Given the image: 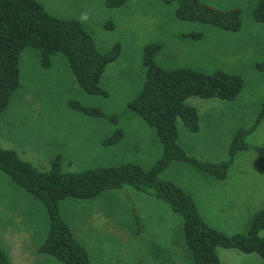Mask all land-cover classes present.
<instances>
[{
    "label": "rangeland",
    "instance_id": "374dc122",
    "mask_svg": "<svg viewBox=\"0 0 264 264\" xmlns=\"http://www.w3.org/2000/svg\"><path fill=\"white\" fill-rule=\"evenodd\" d=\"M37 1L53 16L80 19L101 51L120 45L118 58L106 66L101 79L108 97L81 89L63 54L52 53L50 66L44 67L36 50L22 51L20 87L0 115V147L15 150L39 169H48L57 155L62 169L71 172L127 162L149 168L159 158L155 130L127 105L142 86L143 48L149 43L161 44L156 61L165 68L223 70L243 79L234 101L185 100L197 109L200 120L198 132H189L178 121L179 143L187 153L208 162L225 160L235 132L250 126L264 106V71L254 67L264 60V24L251 14L258 0H200L220 10L239 8L241 28L233 32L180 20L174 15L175 4L160 0H130L121 8H107L104 0ZM107 22H112V29L105 27ZM69 101L98 107L107 117L86 116ZM116 128L123 131L122 140L103 145ZM247 142L264 144V120ZM160 178L187 190L205 221L228 235L245 232L252 215L264 205V155L252 148L236 155L222 180L182 162L170 165ZM60 211L92 264H191L181 217L152 195L125 187L94 199L63 200ZM47 228L42 204L0 171V241L11 263H33L42 256L45 264H63L35 251ZM217 252L227 264H264L255 253L223 247Z\"/></svg>",
    "mask_w": 264,
    "mask_h": 264
},
{
    "label": "trees",
    "instance_id": "16d2710c",
    "mask_svg": "<svg viewBox=\"0 0 264 264\" xmlns=\"http://www.w3.org/2000/svg\"><path fill=\"white\" fill-rule=\"evenodd\" d=\"M129 1L104 0V5L121 8ZM160 1L174 3V15L180 20L205 23L232 32L241 28L239 8L220 10L200 0ZM251 14L255 22L264 24V0L257 1ZM105 27L112 29V22H107ZM161 47L159 43L144 46V80L136 96L127 104L155 130L161 145V155L149 168L127 162L71 172L62 169L61 156L57 155L48 169H39L22 159L15 150L0 147V171L31 194L45 210L48 228L37 248L39 254L50 255L63 264H92L85 247L74 237L69 223L63 218L60 202L66 199H94L105 191L131 187L161 200L181 217V234L191 264H227L220 260L218 247L255 253L264 260V237L260 236V231L264 229V205L252 215L245 232L228 235L205 221L198 203L187 190L160 178L170 165L182 162L222 180L227 177L239 152L252 148L264 155V144L250 145L247 142V137L264 120V106L250 126L235 132L225 160L208 162L187 153L179 143L178 121L189 132H198L200 120L197 109L186 104L185 100L198 97L231 102L241 93L244 82L240 75L223 70L208 73L187 67L165 68L156 61ZM27 48L38 52L44 67L50 66L52 53L63 54L81 89L88 94L108 97L107 90L101 86V79L106 66L118 58L119 43L101 51L80 19L66 20L53 16L37 0H0V115L20 87V55ZM254 67L263 72L264 60L255 63ZM68 105L89 117H107L98 107L85 106L78 101H69ZM111 120L118 122L114 117ZM123 136V131L116 128L102 144L112 146ZM0 264H11L1 241Z\"/></svg>",
    "mask_w": 264,
    "mask_h": 264
},
{
    "label": "crops",
    "instance_id": "0c3cea01",
    "mask_svg": "<svg viewBox=\"0 0 264 264\" xmlns=\"http://www.w3.org/2000/svg\"><path fill=\"white\" fill-rule=\"evenodd\" d=\"M182 143V142H181ZM183 145V144H182ZM192 168V167H191ZM194 169V168H193ZM195 170V169H194ZM197 171V170H196ZM197 172H199V171H197ZM200 174H202V175H205L204 173H202V172H199ZM199 207H200V205H199ZM201 209V208H200ZM101 215V214H100ZM102 216V215H101ZM94 219H96V216H95V218ZM182 224V223H181ZM36 252H37V254L38 255H41V254H39L38 253V251H37V249L35 250ZM41 257L42 256H37V258L40 260V261H37V262H33V263H23V264H45V263H43L42 261V259H41ZM11 264H13V263H11Z\"/></svg>",
    "mask_w": 264,
    "mask_h": 264
}]
</instances>
